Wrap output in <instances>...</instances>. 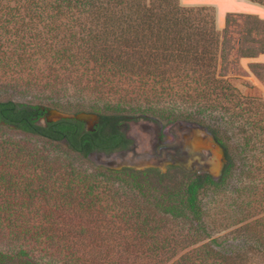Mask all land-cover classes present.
<instances>
[{
    "label": "trees",
    "instance_id": "obj_1",
    "mask_svg": "<svg viewBox=\"0 0 264 264\" xmlns=\"http://www.w3.org/2000/svg\"><path fill=\"white\" fill-rule=\"evenodd\" d=\"M263 13L264 0H0V80L48 102L0 100L1 128L48 144L25 152L0 142V183L17 190L10 169L22 163L65 189L51 210L61 228L21 223L25 208L0 194L9 198L0 233L27 238L1 250L0 264H53L36 258L41 245L64 253L63 264H264V97L219 73L236 28L241 56L264 54ZM70 92L74 101L63 99ZM56 111L65 116L51 118ZM82 114L96 117L92 128ZM133 120L202 127L223 153L220 173L94 165L92 155L132 145ZM63 154L83 162L59 161ZM238 173L234 219L218 228L201 194L227 190ZM94 212L112 225H90Z\"/></svg>",
    "mask_w": 264,
    "mask_h": 264
},
{
    "label": "rangeland",
    "instance_id": "obj_2",
    "mask_svg": "<svg viewBox=\"0 0 264 264\" xmlns=\"http://www.w3.org/2000/svg\"><path fill=\"white\" fill-rule=\"evenodd\" d=\"M262 15L264 16V13ZM218 26L221 29L224 28V26L221 27L219 23ZM230 40L231 43L229 44V55L225 60H221L219 65L220 75L225 78H232L234 83L243 92H257L264 97V61L259 60V57L264 54H259L257 57H243L240 55L238 50L242 41L240 28H236L232 31ZM255 63H260L262 65L254 66ZM247 82L254 85L256 89L247 86ZM12 86V83L8 84L2 79L0 80V100L15 98L29 102L44 101L42 103L48 104L45 99L43 100L42 98L38 96L36 97L34 94L24 90H15L12 88ZM72 94L73 93L70 92L63 99L71 98L70 100L74 101V96L72 97ZM68 111H70L69 114H71V112L74 113L76 109L70 108ZM59 113L64 114L63 112L56 111L51 113L50 117L57 118ZM79 118L86 120L89 128H92L96 121V117L88 116L86 114H82ZM162 127H164L162 124L150 120L130 121L126 125V131L128 135L134 140V149L136 151L134 152L131 149L133 147L132 146L130 150H126V155H123L122 152H116L113 154H95L91 157L92 163L94 165L105 164L107 166L113 165L117 167L130 165L140 169L149 166H155L162 168V170H166L169 164L175 163L181 166L183 169L189 171H217V165L218 163H221L219 150L217 147H215V144L209 140L206 131L202 127L198 125L178 123L168 126V128L165 129L163 138L160 136V130ZM13 140L18 142L25 152H28L27 150L36 151L40 148L43 150L48 146V144L43 140L29 137L18 131L8 130L0 127V142L2 144H6L5 148H8V145L10 146L9 142ZM161 140L164 143L160 144ZM157 146L160 148L163 147L161 154L156 152L155 149ZM62 149L65 150V146H62ZM63 156L64 157H62L61 160L59 159V161H66L67 164L73 166H79L78 164L83 162L76 156H65L64 154ZM52 158H55V156ZM213 160L215 161L213 162ZM52 161H55L57 166V160L54 159ZM21 164H19V166L14 165L13 169H10V173L14 174L11 180L13 181V184L15 183L14 185L17 187V190L13 186L10 189V187H6L0 183V194L11 198L14 206L18 205L17 207L25 208L24 217L23 219L20 218L21 223L25 221L29 225L36 227L45 225H55L60 228L64 227L65 223L58 217V214L51 212V210H56L57 205H59L58 200H61L63 198V193H65V189L61 188L60 186L61 182L55 176H52L51 179H46V183L43 180H36V178H38L41 174V167L39 165H34L31 168L29 166L25 168ZM212 166L215 168L212 169ZM242 166L243 162H240L238 164V168L241 169ZM82 167H87V165ZM92 167H90V169H92ZM179 175L180 174L177 173H171L172 177H177ZM33 176L34 178L31 180L30 178ZM16 177L18 178L16 179ZM239 177L240 176L238 173V179L233 178V181L228 186L227 190L218 191L208 188L201 194L202 203L208 214L207 219H211V222H214L215 220L218 228L219 223H223V221H233L234 219L233 211L230 209L233 203H231V197L229 198V196H231L230 194L233 192L232 189H235V187L239 186L238 184L242 181V179ZM19 178L23 181L30 182L29 186L33 190V198L32 195H29L30 193L26 191L27 189H24L25 185L19 180ZM172 180H175V178ZM22 190H25L23 194L24 197H19L18 195L20 192H23ZM7 197L0 195V205H6L4 202H6L5 200L9 199ZM30 199H32V201ZM24 202L25 204H23ZM37 211H39L40 214ZM121 211L122 210H117L116 214H113V216H115V223L113 224H115L117 228H119L123 223V221L119 218ZM1 215H4V212H2ZM89 217V224L93 227L99 224L112 225V223L106 221L107 219L100 221L101 219L97 216L96 212L90 214ZM110 217H112V215L108 218L110 219ZM221 226L222 225H220V227ZM228 231H230V229ZM228 231H223L221 233L227 234ZM55 236L58 235L56 234ZM26 239L27 238L21 236L0 233V251H10L11 253V250L20 248ZM67 239H70L73 242L74 232L70 233L69 238ZM44 246L45 245H41V248L37 249L36 258L38 260L53 262V264H63V261L66 258L64 253H61L56 248L51 246V254L47 255L46 250L41 252V249H44Z\"/></svg>",
    "mask_w": 264,
    "mask_h": 264
},
{
    "label": "water",
    "instance_id": "obj_3",
    "mask_svg": "<svg viewBox=\"0 0 264 264\" xmlns=\"http://www.w3.org/2000/svg\"><path fill=\"white\" fill-rule=\"evenodd\" d=\"M58 113V112H57ZM58 115V114H57ZM62 116H65V114H62V113H59V116H57V118H60V117H62ZM81 116V115H80ZM80 116H78V117H80ZM89 116V115H88ZM207 134V133H206ZM208 135V134H207ZM208 138H209V140L210 141H212L214 144H215V142L213 141V139L211 138V137H209V135H208ZM215 147H217L218 148V146L215 144ZM218 150H219V153H220V156H221V163H218V167H217V171H206V172H209V173H212V174H218V173H220V171H221V169H222V167H223V165H224V162H223V153H222V151L218 148ZM133 151L135 152L136 150L135 149H133ZM122 153H123V155H126V153H127V151H122ZM98 155V154H97ZM218 159V158H217ZM215 160H213V162H214ZM105 165V164H104ZM109 166V165H108ZM110 166H112V167H117V166H113V165H110ZM213 168H215L214 166H212V169Z\"/></svg>",
    "mask_w": 264,
    "mask_h": 264
},
{
    "label": "flooded vegetation",
    "instance_id": "obj_4",
    "mask_svg": "<svg viewBox=\"0 0 264 264\" xmlns=\"http://www.w3.org/2000/svg\"><path fill=\"white\" fill-rule=\"evenodd\" d=\"M168 127H162V129L160 130V136L163 138L164 137V133H165V129H167ZM129 136V135H128ZM130 137V136H129ZM131 138V137H130ZM132 139V138H131ZM162 143H164L162 140L160 141V144H162ZM134 145H135V143H134V140H133V143H132V145L128 148V149H126V150H130V148L133 150L134 149ZM126 150H124V151H126ZM156 152L158 153V154H161V152L163 151V147H156ZM122 152V151H121ZM115 153V152H114ZM110 154H113V153H110ZM173 164H175V163H173ZM170 165V164H169ZM176 165H178V164H176ZM198 172H200V173H202L203 171H198Z\"/></svg>",
    "mask_w": 264,
    "mask_h": 264
},
{
    "label": "bare ground",
    "instance_id": "obj_5",
    "mask_svg": "<svg viewBox=\"0 0 264 264\" xmlns=\"http://www.w3.org/2000/svg\"><path fill=\"white\" fill-rule=\"evenodd\" d=\"M259 60L264 61V55L260 56Z\"/></svg>",
    "mask_w": 264,
    "mask_h": 264
}]
</instances>
